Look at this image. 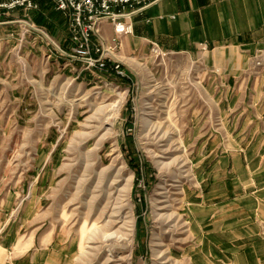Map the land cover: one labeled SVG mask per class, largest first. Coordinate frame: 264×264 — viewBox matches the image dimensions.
<instances>
[{
	"label": "rangeland",
	"instance_id": "rangeland-1",
	"mask_svg": "<svg viewBox=\"0 0 264 264\" xmlns=\"http://www.w3.org/2000/svg\"><path fill=\"white\" fill-rule=\"evenodd\" d=\"M39 6L27 17L0 15V201L6 194L11 199L2 213L33 215L54 235L40 264H155V242L167 249L164 264H198L187 196L199 189L196 164L209 156L205 127L217 110L202 80V60L159 47L154 52L153 43L126 53L120 40L105 69H86L66 50L65 17L43 0ZM112 33L102 36L108 41ZM255 53L248 71L260 75L263 94L255 102L264 108V69L252 67ZM116 63L119 72L111 69ZM118 101L111 132L100 141L110 114L97 119L98 111ZM101 169L108 173L100 176ZM100 177L105 186L115 179L124 188L120 195L115 182L109 186L106 208L101 184L94 187ZM161 200L169 206L160 213L176 218H158L161 204H154ZM104 233L122 236L123 248L89 238Z\"/></svg>",
	"mask_w": 264,
	"mask_h": 264
},
{
	"label": "crops",
	"instance_id": "crops-1",
	"mask_svg": "<svg viewBox=\"0 0 264 264\" xmlns=\"http://www.w3.org/2000/svg\"><path fill=\"white\" fill-rule=\"evenodd\" d=\"M132 24L133 32L120 37L122 51L156 43L162 51L198 56L216 105L205 127L209 156L196 164L199 189L187 196L195 262L264 264V108L255 102L263 93L260 75L248 71L264 46V0H159ZM10 204L6 194L0 264H40L54 235L33 215L2 213Z\"/></svg>",
	"mask_w": 264,
	"mask_h": 264
},
{
	"label": "built area",
	"instance_id": "built-area-1",
	"mask_svg": "<svg viewBox=\"0 0 264 264\" xmlns=\"http://www.w3.org/2000/svg\"><path fill=\"white\" fill-rule=\"evenodd\" d=\"M39 1L41 0H0V15L20 12L27 17L30 11L39 9ZM43 1L65 17L68 29L66 50L70 52L69 57L83 62L86 69L90 67L105 69L106 59L114 55L113 51L120 44V37L133 32V17L143 12L146 7L159 2V0ZM18 22H25L26 26L43 32V29L30 26L28 20L19 19ZM102 23L111 25L113 33L108 41L102 36ZM152 51H158L157 44H152ZM251 64L253 68L264 69V46L258 48ZM119 68V63H116L111 69L119 72Z\"/></svg>",
	"mask_w": 264,
	"mask_h": 264
},
{
	"label": "bare ground",
	"instance_id": "bare-ground-1",
	"mask_svg": "<svg viewBox=\"0 0 264 264\" xmlns=\"http://www.w3.org/2000/svg\"><path fill=\"white\" fill-rule=\"evenodd\" d=\"M21 23H25V22H21ZM120 98H122V96L120 97ZM119 107H120V101H118V103H116V104H110V105H107V106H105V107H103V109H99V111H98V116H96V118L97 119H100L99 118V116H102V115H104V114H110L108 117H106L105 118V125H107L108 127V129L106 130V132L103 134V135H101L100 136V141H102L106 136H108L109 134H110V132H111V126H112V124H113V122H114V119H115V117L117 116V114H118V109H119ZM162 135V134H161ZM170 137V136H169ZM168 137V138H169ZM160 139V138H159ZM166 141H168L169 143H170V139H167ZM96 145H98V143L96 144ZM172 145V144H171ZM171 147H168V148H166V149H164V151H163V154L165 153V152H167L169 149H170ZM97 149V146H95L92 150H90V151H88L84 156L88 159V157H90V155H91V152L93 153V151H95ZM176 151V150H178V148H177V146L176 147H174L173 149H171L170 151ZM180 157V156H179ZM179 157H176V158H174L173 160H172V162L173 163H176V164H178L179 163V161H180V159H179ZM88 163V162H87ZM86 165H88V164H86ZM93 166V165H92ZM87 167V166H86ZM89 171V170H88ZM178 171H180L179 169H178ZM181 172V171H180ZM108 173V171H107V169H101L100 171H99V175L100 176H105L106 174ZM104 178V177H103ZM103 178H99L98 179V183H96L95 185H94V187H96V188H99L100 187V185L99 184H101V195H100V197L102 198V199H100V200H103L104 202H105V208L109 205V201H108V199H109V197H110V194H111V189H109L110 187V185L111 184H114V182H115V189L119 192V194L121 195V193L122 192H124V188L122 187L121 189H118V184H117V182L115 181V179H113L112 180V183H110L109 184V186L108 185H106L105 186V182H104V179ZM176 182V181H175ZM108 186V187H107ZM173 186V185H172ZM111 187H112V185H111ZM114 192V191H113ZM163 193H160L159 192V195H160V197L161 198H165L163 195H162ZM96 196V197H95ZM94 197V199L96 200V198H97V200L96 201H98L99 199H98V195H95ZM160 200V199H159ZM167 200V199H166ZM165 203V201H160V202H155V204H154V206L156 207V205H158V204H161V205H158L159 207L158 208H156V211H158V212H156L155 214H157V216H158V218L160 219H163V220H166V219H168V220H170V219H172V218H176L177 216H176V214L174 213V212H170V213H160V211L162 210V209H166L167 208V206H169V204H164ZM115 234V233H114ZM113 233H108V234H93L91 237H93V238H91V237H89L90 238V240H93V239H99V237L103 240V242H108V241H110L111 243L113 242L115 245H117L119 248H123V246L122 245H119L120 244V240H122V236H118V235H114ZM113 244V245H114ZM160 245L161 244H159L158 242H155V243H153V251H152V256H154V258L153 259H155V264H164V263H166L167 262V259H166V256H165V254L167 253V249L166 250H162V249H160ZM111 249L109 248L108 249V252L110 251ZM83 253H87L86 251H84ZM111 252L109 253V255H108V257L106 258V260L109 262V261H113V260H111V258L110 257H112L111 255Z\"/></svg>",
	"mask_w": 264,
	"mask_h": 264
},
{
	"label": "trees",
	"instance_id": "trees-1",
	"mask_svg": "<svg viewBox=\"0 0 264 264\" xmlns=\"http://www.w3.org/2000/svg\"><path fill=\"white\" fill-rule=\"evenodd\" d=\"M40 2V1H39Z\"/></svg>",
	"mask_w": 264,
	"mask_h": 264
}]
</instances>
